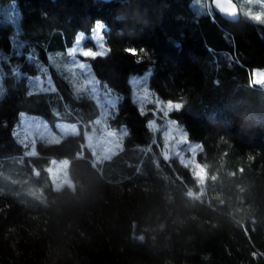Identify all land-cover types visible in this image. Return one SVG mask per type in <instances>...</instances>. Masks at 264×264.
<instances>
[{
	"label": "trees",
	"instance_id": "1",
	"mask_svg": "<svg viewBox=\"0 0 264 264\" xmlns=\"http://www.w3.org/2000/svg\"><path fill=\"white\" fill-rule=\"evenodd\" d=\"M12 1L20 22L0 20V264H264V87L252 79L253 69L264 71V24L227 20L208 0H0V7ZM98 19L111 51L91 63L121 96L111 124L126 127L123 148L98 164L81 131L40 141L27 155L15 134L22 112L56 130L59 121L89 127L100 114L92 96L56 71L55 90L30 91L27 73H37V63L27 49L46 59ZM130 47L146 51L137 59ZM151 67L150 87L182 102L170 116L202 144L201 195L190 166L161 155L154 115L134 101L129 78ZM52 158L69 159L74 187L54 188Z\"/></svg>",
	"mask_w": 264,
	"mask_h": 264
},
{
	"label": "rangeland",
	"instance_id": "2",
	"mask_svg": "<svg viewBox=\"0 0 264 264\" xmlns=\"http://www.w3.org/2000/svg\"><path fill=\"white\" fill-rule=\"evenodd\" d=\"M207 2L211 9V0ZM236 2L240 6L242 17L253 22L256 21L248 17L244 9L259 11L264 8V0H236ZM203 6L204 4L202 3ZM0 20H6L13 26L18 25L20 14L16 1L0 7ZM98 22L103 28V43H106L107 27L103 20L98 19L90 32L77 33L76 38L79 36L84 37L82 41L77 43L75 39V42L64 51H46V59L39 48L29 47L28 51L26 50V58L29 61L35 60L37 63V73H27L30 91L55 90L56 83L53 72L56 71L59 75L66 78L76 91L92 96L100 110L99 116L89 124V127L84 125L85 128L82 129L78 123L59 121L57 130L52 128L43 116L22 112L20 121L15 128V134L18 140L26 146L27 155H36L38 153V143L40 141L55 143L61 141L66 135L79 134L81 131H83L85 139L84 146L92 152L98 164L108 160L123 148V140L128 131L124 125L115 127L111 124V118L118 111L121 96L107 84L102 83L97 77L91 63V59L95 57H84L80 51V49H96L97 51L105 52L101 56H105L108 53L100 47L94 35ZM1 48L2 45H0ZM152 74L153 67L141 74H134L129 78L133 89L134 101L144 112H150V114L154 115L149 124L155 134H158L161 138V155L166 159L178 157L183 163L190 166L198 179L199 187L196 191L198 195H201L208 189L206 185L207 167L197 157L200 150H202V144L192 141L188 136L186 127L170 116V112L179 110L182 107L170 109L168 103L180 102L162 99L150 87ZM3 76L4 70L0 67V95L3 93ZM252 79L254 84H261L264 87L263 69H253ZM149 99L151 102H147ZM47 169L54 188L75 186V182L69 172V159L52 158ZM33 173L36 178L39 176V170L36 167H33Z\"/></svg>",
	"mask_w": 264,
	"mask_h": 264
},
{
	"label": "snow or ice",
	"instance_id": "3",
	"mask_svg": "<svg viewBox=\"0 0 264 264\" xmlns=\"http://www.w3.org/2000/svg\"><path fill=\"white\" fill-rule=\"evenodd\" d=\"M214 4L221 13L228 14V15H235L241 10L239 6L237 5L236 0H214ZM244 11H245V14L248 17H250L252 20L256 22L264 23V8L260 9L259 11H253L251 9H244ZM94 35L96 36L97 42L98 44H100V47L106 50V52H110L111 48L106 43H103L104 33H103L102 25L99 22L96 25V32L94 33ZM83 39H84L83 36L77 37L76 38L77 43H79ZM80 51L82 52L84 57H98V56L105 54V52L97 51L96 49H80ZM125 51L137 57V59H141L142 58L141 53L145 52L146 50H141V49L130 47V48L125 49ZM146 96H147V93H146ZM147 102H151V100L149 99ZM168 107L170 109L171 108L178 109L182 107V102L180 103L169 102Z\"/></svg>",
	"mask_w": 264,
	"mask_h": 264
},
{
	"label": "water",
	"instance_id": "4",
	"mask_svg": "<svg viewBox=\"0 0 264 264\" xmlns=\"http://www.w3.org/2000/svg\"><path fill=\"white\" fill-rule=\"evenodd\" d=\"M104 1L109 2V1H111V0H104ZM236 3H237V2H236ZM237 5L239 6L238 3H237ZM211 6H212L213 11H214L217 15H219V16H221V17L227 19V20H230V21H238L239 19L242 18L241 10H240L238 13H236L235 15H228V14L221 13V12L216 8V6H215V4H214V0L211 1ZM239 8H240V6H239Z\"/></svg>",
	"mask_w": 264,
	"mask_h": 264
},
{
	"label": "clouds",
	"instance_id": "5",
	"mask_svg": "<svg viewBox=\"0 0 264 264\" xmlns=\"http://www.w3.org/2000/svg\"><path fill=\"white\" fill-rule=\"evenodd\" d=\"M189 195H191V193H189Z\"/></svg>",
	"mask_w": 264,
	"mask_h": 264
}]
</instances>
